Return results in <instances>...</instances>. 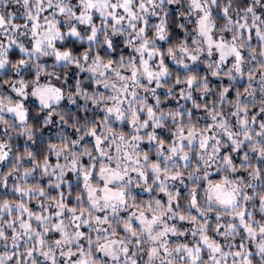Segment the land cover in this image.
Here are the masks:
<instances>
[{
  "label": "snow or ice",
  "instance_id": "1",
  "mask_svg": "<svg viewBox=\"0 0 264 264\" xmlns=\"http://www.w3.org/2000/svg\"><path fill=\"white\" fill-rule=\"evenodd\" d=\"M0 264H264V0H0Z\"/></svg>",
  "mask_w": 264,
  "mask_h": 264
}]
</instances>
